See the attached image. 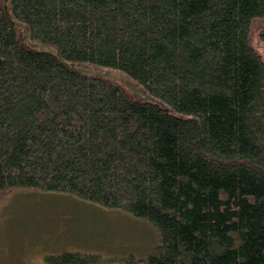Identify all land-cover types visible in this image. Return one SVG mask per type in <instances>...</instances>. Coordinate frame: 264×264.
Wrapping results in <instances>:
<instances>
[{
    "label": "trees",
    "instance_id": "16d2710c",
    "mask_svg": "<svg viewBox=\"0 0 264 264\" xmlns=\"http://www.w3.org/2000/svg\"><path fill=\"white\" fill-rule=\"evenodd\" d=\"M33 39L119 68L157 102L25 47L0 8V188L71 193L153 223L146 256L50 264H264V0H12ZM264 36V32L261 34Z\"/></svg>",
    "mask_w": 264,
    "mask_h": 264
},
{
    "label": "rangeland",
    "instance_id": "374dc122",
    "mask_svg": "<svg viewBox=\"0 0 264 264\" xmlns=\"http://www.w3.org/2000/svg\"><path fill=\"white\" fill-rule=\"evenodd\" d=\"M0 8L17 28L25 47L51 52L72 70L109 80L136 101L165 105L122 69L68 59L54 44L33 39L28 24L15 16L12 0H0ZM263 32L264 19L251 31V44L264 59ZM158 243L156 226L126 210L109 208L71 193L22 186L0 188V264H50L48 256L64 251L142 257Z\"/></svg>",
    "mask_w": 264,
    "mask_h": 264
}]
</instances>
